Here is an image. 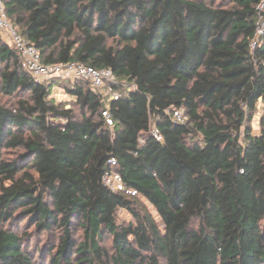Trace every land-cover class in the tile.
I'll list each match as a JSON object with an SVG mask.
<instances>
[{"label": "trees", "instance_id": "16d2710c", "mask_svg": "<svg viewBox=\"0 0 264 264\" xmlns=\"http://www.w3.org/2000/svg\"><path fill=\"white\" fill-rule=\"evenodd\" d=\"M3 2L43 63L110 69L119 97L111 128L89 82L38 83L0 41V94L14 98L0 103V264H264V113L251 128L264 103V35L250 49L259 0ZM56 84L70 107L50 98ZM111 158L136 195L103 186Z\"/></svg>", "mask_w": 264, "mask_h": 264}, {"label": "built area", "instance_id": "2783aa9c", "mask_svg": "<svg viewBox=\"0 0 264 264\" xmlns=\"http://www.w3.org/2000/svg\"><path fill=\"white\" fill-rule=\"evenodd\" d=\"M255 11V32L250 42L251 50H254L259 45L264 35V0H259ZM0 41L6 43L17 52L21 67L38 83L51 78L81 79L89 82L91 88L104 102L105 110L102 112V116L106 124L111 128L113 127L108 107L110 101L118 99L119 94L111 86H108V83L114 82L115 79L110 69H96L77 62L43 63L39 51L18 33L7 18L3 0H0ZM104 89H106V93L103 92ZM168 115L177 124H183L186 121L185 112L182 109H172ZM151 133L156 140H161V135L155 126L152 127ZM108 165L110 169L105 171L101 178L103 186L113 193L136 195L135 191L126 189L121 175L112 169L116 166V161L113 158L109 159Z\"/></svg>", "mask_w": 264, "mask_h": 264}, {"label": "rangeland", "instance_id": "374dc122", "mask_svg": "<svg viewBox=\"0 0 264 264\" xmlns=\"http://www.w3.org/2000/svg\"><path fill=\"white\" fill-rule=\"evenodd\" d=\"M221 0H217V2L219 3ZM223 1L222 0V4H223ZM227 1H230V0H227ZM225 3V2H224ZM59 78H51V79H46L45 81H43L42 83L44 84H51L53 81H56L58 80ZM61 80V79H60ZM60 85H54L53 88L51 89V95H50V98L55 101L56 104H62L64 105L66 108L67 107H70L71 106V103L73 102V99L68 96L61 87H59ZM104 93H106V89H104L103 91ZM14 101V98H9V97H5L3 95L0 94V103L1 104H11L12 102ZM264 113V103H261L259 102L257 104V111H256V114L251 122V128H252V131L255 135H257L259 132H260V119H261V116L262 114ZM140 203L142 204V206L146 209V211H148L152 217L156 220V222L158 224H160L159 222V218L157 217V214L155 213V211L153 210V208L148 204L146 203L145 201L143 200H140ZM130 216L126 213V212H123V211H119L118 215H117V220H118V223L119 224H127L129 222H131L130 220ZM30 228V225L25 222V221H22L19 223V231L20 232H30L31 229ZM73 234H74V237H75V240L76 241H82V232L81 230H79L77 227L74 228L73 230ZM46 239V235L45 233L41 236V241H45ZM102 247H104L106 249V251L111 255L113 254V250H112V246H111V239L105 235L103 237V241L101 243ZM38 258V255L35 256V259ZM47 264V262L45 263ZM161 264H164L163 261H161Z\"/></svg>", "mask_w": 264, "mask_h": 264}]
</instances>
